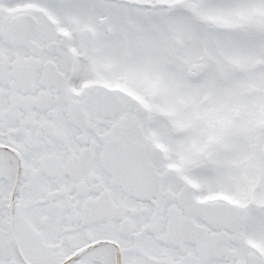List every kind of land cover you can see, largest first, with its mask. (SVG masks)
Listing matches in <instances>:
<instances>
[{"label": "snow or ice", "instance_id": "1", "mask_svg": "<svg viewBox=\"0 0 264 264\" xmlns=\"http://www.w3.org/2000/svg\"><path fill=\"white\" fill-rule=\"evenodd\" d=\"M0 264H264V0H0Z\"/></svg>", "mask_w": 264, "mask_h": 264}]
</instances>
